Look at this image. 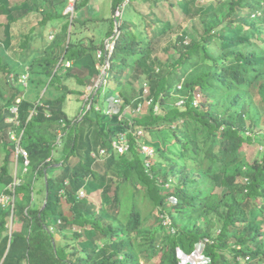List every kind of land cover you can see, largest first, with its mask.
I'll use <instances>...</instances> for the list:
<instances>
[{"label":"trees","instance_id":"16d2710c","mask_svg":"<svg viewBox=\"0 0 264 264\" xmlns=\"http://www.w3.org/2000/svg\"><path fill=\"white\" fill-rule=\"evenodd\" d=\"M88 1L74 0L75 12ZM124 1L111 0L113 17ZM200 1L129 0L107 89L140 112L92 104L70 118L63 103L79 92L68 80L88 84L104 44L81 36L89 19L66 12L69 0H0V194L14 179V103L30 158L13 212L0 202L1 264H197L184 260L193 251L204 264H264V0ZM175 7L189 26L170 20ZM120 134L129 149L115 154ZM141 145L153 147L148 165ZM95 192L98 205L86 197Z\"/></svg>","mask_w":264,"mask_h":264},{"label":"rangeland","instance_id":"374dc122","mask_svg":"<svg viewBox=\"0 0 264 264\" xmlns=\"http://www.w3.org/2000/svg\"><path fill=\"white\" fill-rule=\"evenodd\" d=\"M207 1L209 0H203L200 1V3L205 4ZM112 2L111 0H89L88 3L86 4V6L84 7V10L87 12V16H88V28H84V30L82 31V35L81 36H92L94 38V41L96 43H101L104 44L105 40L108 39L110 36H112L113 34H111V32L115 29V22H114V18H113V13H112ZM62 8V7H61ZM166 10V9H165ZM165 10H164V14H165ZM76 16H85L84 12H80V11H76ZM166 13L169 15V13L166 11ZM170 20L174 23V22H178L182 25V27H186L189 26L190 23H188L187 19H185V17L182 16V13L180 12L178 7H175V11H174V16H170ZM37 19L38 17H34L31 19V21L29 22L30 25H36L37 24ZM174 20V21H173ZM6 20L3 17H0V34H3V23ZM60 25V24H59ZM59 25L55 26L56 29L58 30ZM53 26L49 25L47 27ZM22 30H27L23 28V26H21V28H18V31H15V34H20L19 37L15 40V42L18 44L17 46H15L17 48L18 51H12L10 50L9 53L11 55H13L16 59L18 57H16L14 55V53H21V55L23 54V48L22 46L20 47V39L23 36V32ZM114 32V31H113ZM52 34V32L50 31V28H48V30L46 31V38L50 39V35ZM111 34V35H110ZM110 35V36H109ZM41 42V40L39 39L38 42ZM15 43V44H16ZM47 43L46 41H42L40 45H45ZM38 44V43H36ZM36 46V45H35ZM32 54V53H31ZM160 58H162V60H165L168 58V53H165L162 48L158 49V54H157ZM169 55L171 57H175L177 56V53L175 50L171 49L169 51ZM18 60V59H17ZM13 65L17 64V61L15 59L12 58V61L10 62ZM73 64H75V66H77V64L79 65L78 61L73 62ZM65 80V79H64ZM63 80V81H64ZM90 82V79H89ZM68 83L70 85L71 88H75L79 94H70L67 99L65 100V102L63 103L64 106V110L65 113L70 117H74L75 115L80 114L83 111H87L89 108V104L87 105V107H85V101H84V94L86 93V86L87 84L83 83V82H77L76 78L71 77L70 80H68ZM112 89V88H111ZM47 92H52L53 90L51 88H49L47 90ZM147 92V91H146ZM99 94L95 96L94 101H93V106L96 105H100L103 109H105L107 107L108 104V96H110V91L107 89V85H105L104 87L100 88ZM1 139H4V136L1 137ZM56 142L58 143V141L56 140ZM115 154H119L118 152H116ZM14 159V158H13ZM148 162L150 163V161L148 160ZM34 188V187H33ZM36 190V187L34 188ZM34 193V192H33ZM32 193V194H33ZM88 197V200L95 203V204H99L100 202V198H99V194L97 192L92 193ZM38 205H40V202H37ZM155 218L153 215H149L147 217V220L145 222L146 226H153L155 225ZM9 228L11 226V229L13 230V223L8 224ZM50 232L54 233V237L57 241V243H59L61 241V236L58 234V231H56V228L51 226L49 227ZM56 231V232H55ZM11 232V230H9V233ZM181 253L179 252V256L181 257ZM203 256L197 255V251H193L190 255L188 256H184V260H188L191 263H197L200 264L204 261H208V259L203 258L202 260H200L199 258H201ZM26 264V263H24ZM180 264H183V262H180Z\"/></svg>","mask_w":264,"mask_h":264},{"label":"built area","instance_id":"2783aa9c","mask_svg":"<svg viewBox=\"0 0 264 264\" xmlns=\"http://www.w3.org/2000/svg\"><path fill=\"white\" fill-rule=\"evenodd\" d=\"M129 0H125L124 3H122L119 7L116 8L115 12H114V21L120 22V20H118L119 18H121L122 13H123V8L124 5L128 2ZM66 12H70L71 14L75 15V10H74V0H70L69 4L66 8ZM117 32V30H116ZM116 32L112 35V37L110 39H108L105 42V46L103 49H98L96 51V58L99 61V73L97 74L96 77H94L92 79V83L91 85H89L87 87L88 91L91 93H93L96 89L107 85V71L110 68V59H111V55L114 49V44H115V35ZM53 33L50 35V39L53 38ZM70 63L67 62L66 66H69ZM26 76H23V79H25ZM89 96H86V99H88ZM122 98L116 94L111 96L108 99V106L106 108L105 113L108 115H112L114 113H118L120 110V114L119 117H123L126 116V114L132 115V114H136L138 112H140V107H133L131 104L130 105H126V106H122ZM156 109V108H155ZM137 135H141L142 134V130L141 129H137L136 131ZM112 147L114 152H118L119 154H123L125 152H127V150L129 149V143L127 142V140L124 138L123 134H120L117 140H114L112 142ZM140 151L145 155L146 157V164L148 165L149 162V156L153 154V147L149 146V145H141L140 146ZM94 155V154H93ZM81 196L84 195L83 192L80 193ZM10 200L9 196H1L0 197V202L2 204L5 205V203H7Z\"/></svg>","mask_w":264,"mask_h":264},{"label":"clouds","instance_id":"9594fccd","mask_svg":"<svg viewBox=\"0 0 264 264\" xmlns=\"http://www.w3.org/2000/svg\"><path fill=\"white\" fill-rule=\"evenodd\" d=\"M70 1V0H69ZM115 22V21H114ZM112 36H110L108 39H110ZM108 39H106L105 40V42L108 40ZM105 42H104V45H103V47H99V48H97L96 49V51L98 50V49H103L104 48V46H105ZM115 45V44H114ZM114 50V49H113ZM96 51H95V54H94V56H95V59H96V61L99 63V61H98V59L96 58ZM67 62H69L70 63V65L69 66H71V61H64L63 63H64V65L66 66V64H67ZM69 66H66V67H69ZM25 71V73H23V74H21V76H20V78H21V82L24 84V86H25V92L28 90V84H27V80H28V78H29V71H28V66H24L23 67V72ZM14 74H11V76H13ZM23 76H26V78L25 79H23ZM97 76V75H96ZM96 76H94V77H96ZM94 77H91L90 78V82L87 84V86H86V93L84 94V96L86 97V96H89L88 97V99H84L86 102H87V100H89L90 102L88 103L87 102V104H89L90 106L93 104V102H92V99H93V97H95V95L99 92V90H100V88H102V87H104V86H102V87H100V88H98V89H96L93 93H91L90 94V92L88 91V89H87V87L89 86V85H91V83H92V79L94 78ZM108 83V82H107ZM25 92H24V94H23V96L22 97H19L18 99H17V101H20L21 99L23 100L24 99V96H25ZM113 96V95H112ZM111 97V95L110 96H108V99ZM90 106H89V108H90ZM10 111H9V113H10V116H8L7 118H6V120H5V122L9 125V128L6 130V138L5 139H7V141H11V142H13V145H14V149H15V158L13 159V163H14V168H15V170H14V179H13V181L7 186V193H2V194H0V197L1 196H9L10 197V200L7 202V203H5V205H7V206H9L10 208H11V211L13 212V208H14V202H15V198H16V188H17V186H19L20 185V183H22V181L24 180V176L26 175V176H28L27 174H28V172L30 171V168H28V165H29V163H30V158H29V155H28V152H27V150H26V148H25V146H24V143H23V140H24V137H22V135H23V130L19 133V132H17V129L20 127V125H21V122H20V119H19V115H18V108L16 107V105H15V103L14 104H12V106H11V108L9 109ZM31 115H33L34 114V109H32L31 111ZM59 138V137H58ZM58 138H57V141H58V143H59V140H58ZM21 158V161H22V163H21V168H19L18 169V160ZM19 170H21V171H19ZM16 171H19V177H17L16 176ZM46 173H45V177H46ZM33 190V189H32ZM35 194H36V190H35ZM32 199H33V196H32ZM35 202L36 201H38L39 202V200L37 199V200H34ZM43 206H44V203H43ZM43 206H42V208H43ZM11 223H13V214L10 216V224ZM56 228V227H55ZM9 230H11V232L9 233V234H11L12 233V229H11V226H10V228H9ZM203 258H205V259H208V258H206V257H201V258H199L200 260H202ZM204 262H206V261H204ZM204 262H202V263H200V264H204Z\"/></svg>","mask_w":264,"mask_h":264},{"label":"crops","instance_id":"0c3cea01","mask_svg":"<svg viewBox=\"0 0 264 264\" xmlns=\"http://www.w3.org/2000/svg\"><path fill=\"white\" fill-rule=\"evenodd\" d=\"M82 11L84 12V15H85L84 18H88V16H87L88 14H87V12L84 10V8L80 10V12H82ZM81 17H83V16H81ZM71 64H73L72 61H71ZM1 160H2V157H0V162H1ZM37 195H38V194L36 193V194H35V197H33L34 200H37V199H38L39 195H38V197H37ZM10 235H11V234H10ZM2 260H3V259H2ZM2 260H1V262H2ZM0 264H1V263H0Z\"/></svg>","mask_w":264,"mask_h":264},{"label":"water","instance_id":"95a60500","mask_svg":"<svg viewBox=\"0 0 264 264\" xmlns=\"http://www.w3.org/2000/svg\"><path fill=\"white\" fill-rule=\"evenodd\" d=\"M118 29H119V27H118V22L116 21V22H115V30H118ZM44 206H45V203H44ZM44 206H43V207H44Z\"/></svg>","mask_w":264,"mask_h":264}]
</instances>
